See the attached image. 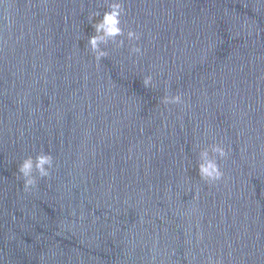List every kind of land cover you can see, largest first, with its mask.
Returning a JSON list of instances; mask_svg holds the SVG:
<instances>
[{"label":"water","instance_id":"95a60500","mask_svg":"<svg viewBox=\"0 0 264 264\" xmlns=\"http://www.w3.org/2000/svg\"><path fill=\"white\" fill-rule=\"evenodd\" d=\"M123 6L97 65L105 0H0V264H264V0ZM41 151L50 176L25 190Z\"/></svg>","mask_w":264,"mask_h":264},{"label":"clouds","instance_id":"9594fccd","mask_svg":"<svg viewBox=\"0 0 264 264\" xmlns=\"http://www.w3.org/2000/svg\"><path fill=\"white\" fill-rule=\"evenodd\" d=\"M107 8L101 14L98 11L91 12L88 16L89 24L94 29V34L87 37V47L94 55V58L99 65V62L109 55L106 46L111 42L117 47L124 46L125 31L121 26V17L125 15L123 0H105ZM97 17H102L96 19ZM141 33L129 29L126 33V38L129 42L139 41ZM129 54L137 56L143 55L142 48L138 44H133L129 49ZM143 86L145 88L153 87V78L147 75L143 78ZM161 102L165 105L174 104L185 106V101L181 94L165 95ZM198 175L201 179L207 182H217L223 179V171L221 170L219 159H224L228 156V151L222 143H213L207 147L200 149L198 154ZM54 166V158L50 153L44 151L39 152L35 157L27 156L18 165V173L23 180L25 190L33 188L37 184V177L47 178L50 176L51 169Z\"/></svg>","mask_w":264,"mask_h":264}]
</instances>
